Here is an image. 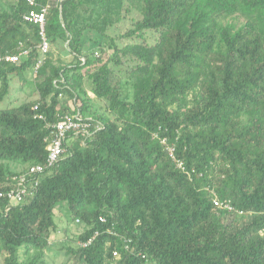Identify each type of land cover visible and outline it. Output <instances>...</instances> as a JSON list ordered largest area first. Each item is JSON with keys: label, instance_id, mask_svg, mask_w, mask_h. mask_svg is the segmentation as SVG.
Returning <instances> with one entry per match:
<instances>
[{"label": "trees", "instance_id": "trees-1", "mask_svg": "<svg viewBox=\"0 0 264 264\" xmlns=\"http://www.w3.org/2000/svg\"><path fill=\"white\" fill-rule=\"evenodd\" d=\"M33 1L0 9V57L27 50L0 62V104L40 59L39 27L23 15L47 7L49 43L38 99L0 108V182L17 174L10 164L45 161L57 116L91 127L66 135L30 198L0 201L3 264H44L56 210L82 227L60 246L77 264H264V0ZM134 13L119 37L134 42L119 46L107 31ZM58 43L70 61L53 52Z\"/></svg>", "mask_w": 264, "mask_h": 264}, {"label": "built area", "instance_id": "built-area-1", "mask_svg": "<svg viewBox=\"0 0 264 264\" xmlns=\"http://www.w3.org/2000/svg\"><path fill=\"white\" fill-rule=\"evenodd\" d=\"M55 2L56 0H51ZM29 6H34L35 3L33 0H26ZM47 7H41L39 11L30 10L28 13L23 15V20L30 24H35L39 27V36L41 42L38 46L40 52V59L36 63V66L33 70V76L36 74L37 68L43 63V60L49 50V43L45 35L44 26L46 22ZM21 46V44H19ZM27 54V50L21 49L20 52L16 55H5L0 57V62L4 61L6 63L18 64L21 60V57ZM99 54L94 53V58H97ZM83 61V60H82ZM91 94V93H90ZM63 97L58 96V99L62 102ZM39 103H36L32 110L36 111L39 108ZM38 119L44 120L43 115L36 114ZM57 120L54 122H49L47 124L48 135L44 139L46 143V158L43 163L26 165L21 171H17L16 175L11 177H6L5 181L0 182V201L5 199L11 205H16L32 196V189L35 188L41 178L44 176L45 171L53 168L58 162L60 156L63 153V142L68 133H76L85 135L88 133L91 124L85 118H82L79 115L64 114L62 116H57ZM154 137H157L160 141V144L163 145L165 151L167 152L168 157L174 162L180 170L184 171V166L181 160L176 157L175 146L171 144L166 137H159L156 134ZM213 204L216 208L221 210H226L229 212L234 211L233 206L228 201H219L214 199ZM242 214V212H239ZM101 223H104L105 220L100 218ZM76 224L79 221L76 219L74 221ZM97 233L94 234L92 239H89L87 242L82 243L83 247H87L90 242L94 239ZM114 258H118L117 251L112 253Z\"/></svg>", "mask_w": 264, "mask_h": 264}, {"label": "rangeland", "instance_id": "rangeland-1", "mask_svg": "<svg viewBox=\"0 0 264 264\" xmlns=\"http://www.w3.org/2000/svg\"><path fill=\"white\" fill-rule=\"evenodd\" d=\"M17 0H0V9L8 10L12 5L16 3ZM132 18L136 19V15L131 14L129 17L123 19L120 23L116 24L115 26L111 27L107 31V35L115 38L117 44L119 46H123L128 43L134 42V40H124L119 39L121 35L127 32L130 28H132ZM88 37H94V33H89ZM148 42L153 43L154 35L148 34L147 36ZM93 45L91 40L88 41L85 45L84 51L89 53L93 50ZM63 45L57 44L52 46L53 52H60L59 58L64 59L66 61H70L71 57L62 51ZM98 53V50H94ZM34 76L33 72H29L26 74V82H20L16 77L12 78L11 80V90L9 96L5 98L4 102L0 104V108L6 107H15L19 106L21 103L24 102H31L38 99L37 93L34 91ZM90 97H93L92 94L88 93ZM62 98L61 100H63ZM94 108L99 111H103L104 104L101 101H94L93 103ZM10 168L14 169L15 171H21L24 166L10 164ZM55 221L57 223V232L51 236V249H49L44 255V264H77L71 257H67L64 251L60 250V246L65 244L66 241H71L69 244L74 245L75 237L82 231V227L79 225L77 226L76 223L66 222V218L64 216V212L60 210L55 211ZM67 243V242H66ZM23 251H20L22 254ZM0 264H3V254H0Z\"/></svg>", "mask_w": 264, "mask_h": 264}]
</instances>
